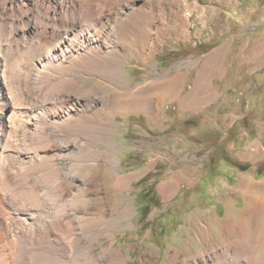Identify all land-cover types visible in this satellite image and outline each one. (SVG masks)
Here are the masks:
<instances>
[{
  "label": "rangeland",
  "instance_id": "rangeland-1",
  "mask_svg": "<svg viewBox=\"0 0 264 264\" xmlns=\"http://www.w3.org/2000/svg\"><path fill=\"white\" fill-rule=\"evenodd\" d=\"M132 3L120 15L126 38L108 56V82L102 75L79 81L116 88L112 105L97 101L85 115L100 136L82 143L83 155L99 153L78 174L90 173L96 187L79 192L94 208L91 218L116 220L93 254L114 245L126 264H181L223 249L224 236L261 220L251 209L264 190V0ZM0 13L1 21L19 15ZM57 161L66 170L73 160L59 154ZM118 178L129 182L122 187ZM19 242L3 244L14 250Z\"/></svg>",
  "mask_w": 264,
  "mask_h": 264
},
{
  "label": "bare ground",
  "instance_id": "bare-ground-1",
  "mask_svg": "<svg viewBox=\"0 0 264 264\" xmlns=\"http://www.w3.org/2000/svg\"><path fill=\"white\" fill-rule=\"evenodd\" d=\"M56 1L12 0L0 8L3 15L19 14L0 20V264H126L114 245L92 253L98 237H110L116 220L112 214L104 220L90 217L94 208L79 190L96 183L90 173L78 175L86 161L97 163L99 153L83 155L88 151L82 143L100 136L85 115L97 101L112 105L116 88L100 81L85 88L79 81L102 75L108 82V56L119 53L115 48L126 38L119 20L129 0ZM59 154L72 158L69 169L58 165ZM126 181L119 179L118 185ZM259 192L251 209L261 215L258 225L222 236L228 244L223 249L189 255L181 264H264V190ZM204 230L199 222L198 235ZM19 236L18 248L3 244Z\"/></svg>",
  "mask_w": 264,
  "mask_h": 264
}]
</instances>
